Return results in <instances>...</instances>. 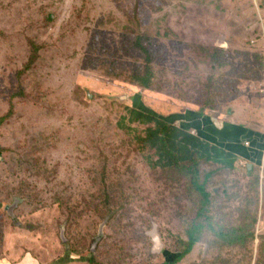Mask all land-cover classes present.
I'll return each mask as SVG.
<instances>
[{
  "label": "rangeland",
  "instance_id": "1",
  "mask_svg": "<svg viewBox=\"0 0 264 264\" xmlns=\"http://www.w3.org/2000/svg\"><path fill=\"white\" fill-rule=\"evenodd\" d=\"M129 108L264 136V0H0V264H162L195 227L177 264H264V150L156 167Z\"/></svg>",
  "mask_w": 264,
  "mask_h": 264
},
{
  "label": "trees",
  "instance_id": "2",
  "mask_svg": "<svg viewBox=\"0 0 264 264\" xmlns=\"http://www.w3.org/2000/svg\"><path fill=\"white\" fill-rule=\"evenodd\" d=\"M151 77L150 70H147L144 75L136 76L135 81L143 88H148L151 85ZM198 115L191 112L187 115L161 116L145 113L136 108H129L128 121L130 123H152V126L147 128L146 135L139 139L146 147L155 151L154 154H157V160L153 164L156 167L175 168L185 162H190L195 166L198 160H205L206 162H214L225 168L232 169L238 158L234 154L218 147V144L224 141L235 144L231 147L232 151L242 154L245 159H252L251 157L255 153L239 142L245 135V129L241 130L240 127L237 129L235 127L230 128L229 124H227L223 131H219L208 118ZM180 120L185 122L181 124L182 121ZM200 120L203 122L201 123ZM177 122H180L179 125H176ZM119 126L128 131L133 130L127 124L125 118L121 119ZM191 129H194L197 134H191ZM259 137L260 141H257L256 146L263 151L264 136ZM262 155L263 152L258 154V160H261ZM152 159L151 157L150 163L153 162ZM250 162L253 163L251 160ZM194 186L203 196V202L205 204L210 203V194L205 191V188L197 182H194ZM197 232V227L189 231V241L187 248L183 252L171 253L163 251L165 262L162 264H177L182 261L191 252L193 245L198 242V238L195 237Z\"/></svg>",
  "mask_w": 264,
  "mask_h": 264
},
{
  "label": "crops",
  "instance_id": "3",
  "mask_svg": "<svg viewBox=\"0 0 264 264\" xmlns=\"http://www.w3.org/2000/svg\"><path fill=\"white\" fill-rule=\"evenodd\" d=\"M207 118H209V121L212 122L214 124L215 128L218 129L219 131H223L227 124H229L230 128H232V127L234 128L235 127L237 129L238 127H240L241 130L245 129V135L243 134L244 136H243V138H241L239 140V142H240L241 145L244 144L243 146H245V142L246 141L250 142V145L249 146H245V147L248 150L251 149V152L255 153L251 157L252 159H245V157L242 154L232 151L231 147L235 145L232 142L224 141L223 143H219L218 147H220L221 149H223V150H225L227 152H230V153L234 154L235 156H237V158H238L237 161L241 160V161H247V162L251 163L250 162V160H251L253 162L252 164H254V165H260L261 164L262 157H261V160H258V154H260L263 151L260 149V147L256 146V143H257V141L258 142L260 141V137L259 136H263V135H261L259 132H255L252 128H250L246 124H238L235 121L220 122V124H219L218 122H216L214 120V118H210V117H207ZM200 122L202 123L203 121L200 120Z\"/></svg>",
  "mask_w": 264,
  "mask_h": 264
},
{
  "label": "water",
  "instance_id": "4",
  "mask_svg": "<svg viewBox=\"0 0 264 264\" xmlns=\"http://www.w3.org/2000/svg\"><path fill=\"white\" fill-rule=\"evenodd\" d=\"M251 165H248V167H250ZM151 237L153 238L155 247H154V251L155 252H161L162 250V245H161V241L159 238V235L157 234L156 228H153L152 232L150 233Z\"/></svg>",
  "mask_w": 264,
  "mask_h": 264
},
{
  "label": "built area",
  "instance_id": "5",
  "mask_svg": "<svg viewBox=\"0 0 264 264\" xmlns=\"http://www.w3.org/2000/svg\"><path fill=\"white\" fill-rule=\"evenodd\" d=\"M191 132H192L191 134H193V135L197 134L195 130H192ZM249 145H250L249 142L246 141L245 142V146H249Z\"/></svg>",
  "mask_w": 264,
  "mask_h": 264
}]
</instances>
